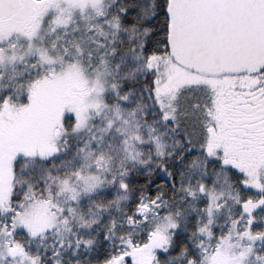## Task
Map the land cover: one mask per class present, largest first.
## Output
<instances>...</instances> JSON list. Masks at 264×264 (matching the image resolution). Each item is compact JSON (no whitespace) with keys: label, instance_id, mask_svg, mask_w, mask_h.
Masks as SVG:
<instances>
[{"label":"snow or ice","instance_id":"snow-or-ice-1","mask_svg":"<svg viewBox=\"0 0 264 264\" xmlns=\"http://www.w3.org/2000/svg\"><path fill=\"white\" fill-rule=\"evenodd\" d=\"M92 6L100 19L96 24L87 25L85 34L80 37L71 35L78 29L69 16L60 22L62 32L47 43L40 39L33 48L29 34L27 54L17 53L15 42L6 43L0 39V61L4 59L5 49L11 48L9 61L18 59L23 65L20 71L7 78L8 83H0V104L7 105L13 99L27 102L33 84L50 79L57 67L65 62H71L73 67L80 62L97 77H108L104 83L113 93L115 116L99 129L100 135L91 132L77 144L71 156L61 155L67 151L66 135L62 143L54 144L46 152L25 153L34 156L32 162L37 171L27 173L22 191L0 199V216L6 217L0 221V264H15L16 256L28 259L29 264H45L41 253H28L23 243L16 240L18 229L23 230L29 239L38 237L42 240L49 232H59L63 227L72 236L67 244L74 243L73 255L81 247L90 249L95 237H78L71 230V218L75 216L90 228L98 222L100 210L107 212L114 201L128 199L130 163L133 167H146L148 171H152L150 165L158 167L167 177L168 185L182 194L172 207L164 197L162 187L153 192L142 191L131 212L124 209L119 219L109 216L103 240L114 250L92 264H128L129 249L133 246L145 249L149 264H208L209 257H215L222 250L230 255L231 264H264V249L256 244L257 240L264 241V229H253L257 219L254 213L264 208V184L239 167L227 148L214 151L199 134L201 129L206 132L210 126L208 121L200 118V113L208 109L210 96L217 89L187 88L181 97L176 86L170 83L169 62L175 60L174 23L180 26L175 16V0H147V6L144 0H126L112 13H101L96 3ZM179 7L195 17L193 43L198 54L224 49L245 37H255L264 44V0H183ZM69 23L73 27L69 28ZM101 24L110 29V33L104 32V40L97 38L92 31ZM250 72L255 76V83L250 89L247 106L251 109L253 121L250 126L258 130L264 127V63ZM137 77L141 81L148 80L142 87L154 106L153 115L158 113V121L164 125L163 131L156 126L157 121L149 124L139 119V116L146 115L142 109L137 115V108L141 107L139 101L128 107L133 90L131 87L125 89L124 84L136 81ZM233 90H236L235 86ZM176 100L190 103L182 107L174 103ZM121 108L127 115L120 111ZM67 119L73 117L69 114ZM109 133L113 138L105 143L104 137ZM166 135L174 138V145L164 139ZM115 137L119 138L118 141ZM142 144L152 145L147 156L137 147ZM117 154V170H113L110 162ZM57 156L61 157L58 162ZM173 158L181 166L179 171L169 166ZM19 170L27 171L24 168ZM218 183L227 187L217 188ZM106 185L112 186L114 191L103 203L89 199L88 211L91 212L93 207L97 211L95 218L85 220L78 211L81 198L93 196L97 189ZM159 185H165V180H160ZM234 185H238L235 195L231 191ZM239 190L254 191L256 196H242ZM202 198L204 202L199 203ZM228 199H231V205ZM37 200L51 205L48 221L42 228L31 223L32 205ZM227 208H238L239 211L235 215L229 212L226 221H218L221 210ZM189 216L193 219L189 220ZM225 222L227 227H223ZM118 227L128 231L120 232ZM101 228L96 232L99 233ZM178 231L187 233V243H174ZM141 233L143 242L134 241L133 237H139ZM64 246L65 240L60 239L46 260L59 264L53 258L65 250ZM75 264L81 262L77 260Z\"/></svg>","mask_w":264,"mask_h":264},{"label":"rangeland","instance_id":"rangeland-1","mask_svg":"<svg viewBox=\"0 0 264 264\" xmlns=\"http://www.w3.org/2000/svg\"><path fill=\"white\" fill-rule=\"evenodd\" d=\"M93 3H96L101 13H108L111 6L115 5L116 0H14L9 5L0 0V4L2 5L0 6V39L6 43L15 42L17 45L15 51L27 54L29 51L27 45L29 34H31L33 48L39 43L40 39H43L47 43L49 40L55 39L57 34L62 32L60 22L69 16L75 21V26L78 29L75 33H71V35L80 37L85 34L87 25L96 24L100 19L96 8L92 6ZM50 21L53 23H50ZM68 27H73V24L69 23ZM92 31L95 32L96 37L100 40L105 39L104 32L110 33V29L103 24L99 28H93ZM84 43L87 44V40ZM88 46L90 47L91 45ZM12 51L13 49L6 48L4 59L0 61V73H3L0 83H8L7 78L20 71L23 67L18 62V59L9 61L8 55ZM169 72L171 76L170 83L176 86V92L179 96L187 88L217 89L216 93L213 94L214 107L211 108V115L217 120L215 128L210 129L212 148H227L228 152H232L235 147L239 146L240 142L234 138V135L239 133V130H234L233 123L239 126L240 120L243 118L241 109L236 117V115L232 116V111L237 106H233V110L226 107L223 114L219 111V107L224 104H228V107H230L234 101L237 104L239 100V96L237 95L236 97V94H239L236 91L238 89L237 84L241 81L238 83L236 78H230V76L210 77L198 74L172 61L169 62ZM106 79L108 77L104 75L97 77L95 72L89 71L80 62H77L75 67L71 66V62H65L63 66H58L55 74L50 79L38 81L33 84L34 87L29 89L30 99L26 111H19L20 103L16 106L7 104L0 107V149L12 148L19 150L30 147L36 148L37 143L40 142H47L51 148L58 137L57 129L62 126L63 119L69 114L75 121L74 134L91 130L94 120L106 110L107 99L113 96L111 89L104 83ZM233 86H235L236 92L233 90ZM131 99L132 95H130ZM174 103H178V100L174 101ZM147 105H150V103ZM149 108L148 110H143L141 107L137 108L138 116L141 109L146 113L144 116H139V119L147 121L149 124L154 119L157 121L156 126L160 129L163 124L159 123L157 114L155 115L156 118L152 116L154 106ZM120 111L124 115H127L125 109L121 108ZM149 115L152 116V119H148ZM108 119H115L111 108L107 110L106 117L101 121L97 131L106 126ZM129 120H131V117H129ZM226 136H228V139ZM107 137H104L105 141H107ZM230 137H233V139ZM139 146L146 147L151 146V144L137 145V147ZM6 154L8 153L5 151V154L0 157V199H6L8 196L7 184L12 176L11 169L7 166ZM216 187H227V185L218 183ZM104 189L105 186L97 189L95 194ZM231 191L235 195L232 189ZM91 197H82L80 204ZM228 204H232L231 199H228ZM50 208V203L44 200H37L32 205L31 223L34 227L42 228L47 223ZM230 209L232 208L222 209L218 217L220 216L221 218ZM232 214L234 215V212ZM72 219L77 220L75 216L71 218V221ZM78 223L81 225V229L85 228V225L81 224L79 220ZM17 231L24 232L20 229ZM48 234H55L56 236L53 237L54 242H51L53 246L48 247L46 245L44 247L39 245L35 248L37 252H42L43 250L52 252L55 244H58L60 239L65 240V250L63 252L68 251L70 246L67 244V241L72 239V236L70 233L65 232L63 227L60 228L59 232L53 230ZM258 243L259 240L256 241L257 245ZM0 247H2V243H0ZM130 253L129 257L133 264H149V258L146 255L145 249L134 248L130 250ZM15 264H29V261L26 258L16 256ZM208 264H231V257L230 255H226L222 250L215 257H209Z\"/></svg>","mask_w":264,"mask_h":264},{"label":"trees","instance_id":"trees-1","mask_svg":"<svg viewBox=\"0 0 264 264\" xmlns=\"http://www.w3.org/2000/svg\"><path fill=\"white\" fill-rule=\"evenodd\" d=\"M125 2L126 0H116L115 5L111 6V8L108 10V13L114 12L118 5H121L122 3H125ZM144 2H145V6H147V0H144ZM162 19L163 17H161V20ZM121 35H123V33H121ZM172 62L176 64L175 61H172ZM228 76H230V78H236L238 80V83L241 81L239 84H237L238 89L236 90L239 93V94H236V97L237 95L239 96V100L237 104H236V101H234L232 106L230 107H228V104L221 105L219 107V111L223 114L224 109L226 107L232 108L233 106L234 107L237 106L236 109L234 110L233 108L231 109L233 110L232 116L236 115L237 117V114L239 113V110L241 109V113L243 117L242 120H240L239 126H236V124L233 123L234 130L235 131L239 130V133L235 134L234 138L235 140L237 139L240 142V144L239 146L235 147V149H233L232 152L230 151L231 153L229 152V154L231 158L234 159L235 162H237L236 164L239 167L249 171L251 173V176L257 179L258 183L264 184V127L259 128L258 130H254L250 126L253 123V121L251 120V116H250L251 109L247 106L250 103L249 92H250L252 85L255 83V76L252 75L251 72L238 73V74L228 75ZM210 77H213V76H210ZM146 83H148L147 79L141 81L138 77L136 81H133V82L126 81L125 82L124 88L127 89L131 87L133 90L130 93V95H132V99L130 100V104L128 106L130 107L134 106L137 104L138 101L143 110H148L150 109L149 107L153 106L152 102L149 100L148 93L145 92L142 87V85ZM32 87H34V85L31 86L30 88ZM202 90H208V88H203ZM183 95H184V92L182 91L181 97H183ZM213 100L214 98L212 94L210 96L208 109L205 112L200 113V118L208 121L210 126L208 127L206 132L203 129H201L199 133L200 136L205 139V142L211 148H212V145L210 142V139H211L210 129L212 128L214 129L216 126V122H217L216 118L214 119V116L211 115V111H212L211 108L214 107ZM112 101H113V96L107 99L106 110L99 117H97L96 120H94L91 130L85 131L83 133L74 134L73 132L75 128L74 119L69 120L67 119L68 116H66L63 119L62 126L59 129H57L58 137L56 138V142H55V144L62 143L63 137L65 135L67 136V142H68L67 151L62 153L61 155L71 156L75 146L81 143L83 139L87 138L91 134V132H96L97 135H100L97 129L101 121L106 117L107 110H109L110 108L112 109ZM18 103L21 104V106L19 107V111L24 112L28 109L29 100H27V102H24L23 99H21V101H17L13 99V100H10L7 104L16 106ZM149 103L150 105H147ZM188 103H190V101L178 100V104H180L182 107H186ZM145 105L147 107H144ZM1 106H4V105L0 104V107ZM152 116L156 118L155 115H152ZM152 116L149 115L148 119H150ZM157 118H158V113H157ZM153 120L154 119H152L151 122ZM160 130L161 131L164 130V125L160 128ZM9 135H12V134H9ZM111 135L112 134L109 133L107 140L110 139ZM226 137L228 139V136ZM114 139L118 141L119 138L115 137ZM164 139L169 141V144L171 145H174L175 143V140L173 137L166 135ZM231 139H233V137ZM106 142L107 141H105V143ZM151 146H146V147L139 146L138 148L143 150L144 156H147L151 149L150 148ZM49 149H50V146L47 142L37 143L36 148L30 147L28 149H19V150L12 149V148L11 149L4 148L3 150L0 149V157L5 154V151L6 153H8L6 154L7 161H8L7 166L11 169V174H12L11 179L9 180L7 184V187H8L7 195L14 194L17 191H22L25 179L27 177V173L28 172L35 173L37 171L36 164L32 162L34 159V156H26L25 153L27 152V153L38 154L41 151L46 152ZM212 149L214 151L217 150L216 148H212ZM144 156H142L141 158H144ZM60 158H61L60 156H57L55 159L58 162ZM118 158H119L118 154L114 155L112 161L110 162V166L113 170H117L116 163H117ZM250 160L253 162V164H251L252 162ZM78 162L79 161H77V163ZM45 163H47V161ZM169 166L173 168L174 171H179L181 168V166L176 163L174 158L170 161ZM149 167L152 168V171H148V168L142 167L139 165H136L135 167H133L131 163L128 165V168L130 169L127 175L128 184L130 186V190L128 192V199H121L118 202L114 201L113 204L108 208L107 212H104V210H100L101 214H100L98 222L93 223L90 228L85 226L84 229H81V225L78 223V220L72 219L71 230L76 232L78 237L79 236H84L86 238L95 237L94 243L92 244L90 249L81 247L77 249L76 255H73L72 253V247L74 246V243H73V245H71L70 248H68V251L66 252L62 251V253L59 256L54 257L53 259L58 260L59 264H75L77 260H79L81 264H92L93 261L100 259L102 256H105L107 253L114 250V248H110L107 245V242L103 240V230L104 228L108 227L107 221L109 219V216H116L117 219H119L122 217L124 209H127L128 212H131L136 202V198L138 194L141 193L142 191L153 192L157 190V187H162L164 197L168 201L171 202L170 206L174 207L175 204L178 203L177 197L181 195L182 193L176 192L174 189H172L168 185L167 177L165 176L163 172H161V170L158 167H155L152 165H150ZM20 168H24L27 171L21 172L19 170ZM193 177H195V173H193ZM185 178H187V172L185 173ZM33 179H35V176H33ZM233 179H235V177H233ZM160 180H165V185L160 186L159 185ZM146 182H149V183H146ZM237 189H238V185H234L232 190L234 191L235 194H236ZM113 191H114V188L112 186L106 185L103 191L101 192L99 191V193L93 195L89 199H95L98 202L103 203L104 200H106L107 197ZM239 191L242 196H246V195L256 196V193L254 191L253 192H246L244 190H239ZM89 199L82 202L79 206V212L82 213L83 218L85 220L89 219V217L95 218V214L97 211L94 207L92 208L91 212L88 211ZM203 202L204 200L202 198L199 201V203H203ZM181 207H183V204L181 205ZM118 208L120 209V211H117ZM185 211H189V210L185 209ZM238 211H239L238 208H232L226 213H224L221 216V218L219 216L218 221H226V216L229 212H231V214L232 212H234V215H235L238 213ZM254 215L256 216L257 219H256V223L253 225V229L254 230L264 229V208L258 209L254 213ZM191 219H193V217L189 216V220ZM3 220H6V217L0 216V221H3ZM78 225L80 226L78 227ZM101 225H103L102 228H101ZM223 227H227L226 222L223 225ZM97 228H101L99 233L96 232ZM117 230L120 232L128 231L126 228H123V227H118ZM220 230H223V229H220ZM48 235H51V234H48ZM48 235H46L45 238L42 240L39 238L29 239L28 236L24 232L16 231L15 238L17 241H20L23 243L28 253L35 254L37 253L35 248L39 245H42L44 247L46 245L48 247L53 246L51 242H54L53 237H56V236L55 234L51 236H48ZM186 236H187L186 232L178 231L176 236L174 237V243L177 245H179L181 242L187 243V241L185 240ZM143 239H144L143 233H141L139 237H133L134 241L143 242ZM113 244H115V241L113 242ZM56 245L57 244H55L54 247H56ZM258 247L260 249H264V241L259 240ZM134 248L137 249L138 247H135V246L130 247L129 251ZM39 253L42 254L41 260H44L45 264H51L50 260H46V257L49 256L51 251L43 250L42 252L40 251ZM128 264H133L130 257L128 260Z\"/></svg>","mask_w":264,"mask_h":264},{"label":"water","instance_id":"water-1","mask_svg":"<svg viewBox=\"0 0 264 264\" xmlns=\"http://www.w3.org/2000/svg\"><path fill=\"white\" fill-rule=\"evenodd\" d=\"M175 3V16L180 21L179 27L174 23L173 30L176 64L202 75L228 76L245 73L244 70L250 72L264 63V44L255 37H245L224 49H212L198 54L193 43L196 36L195 17L179 7L183 0H175Z\"/></svg>","mask_w":264,"mask_h":264},{"label":"flooded vegetation","instance_id":"flooded-vegetation-1","mask_svg":"<svg viewBox=\"0 0 264 264\" xmlns=\"http://www.w3.org/2000/svg\"><path fill=\"white\" fill-rule=\"evenodd\" d=\"M3 1L6 2V3H8L7 5H9V4H12L14 0H3ZM0 6H2V5L0 4Z\"/></svg>","mask_w":264,"mask_h":264}]
</instances>
